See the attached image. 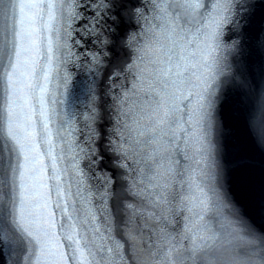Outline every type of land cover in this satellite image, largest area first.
<instances>
[{
    "label": "snow or ice",
    "instance_id": "snow-or-ice-1",
    "mask_svg": "<svg viewBox=\"0 0 264 264\" xmlns=\"http://www.w3.org/2000/svg\"><path fill=\"white\" fill-rule=\"evenodd\" d=\"M0 264H264V0H0Z\"/></svg>",
    "mask_w": 264,
    "mask_h": 264
},
{
    "label": "water",
    "instance_id": "water-1",
    "mask_svg": "<svg viewBox=\"0 0 264 264\" xmlns=\"http://www.w3.org/2000/svg\"><path fill=\"white\" fill-rule=\"evenodd\" d=\"M234 146H237V145H234Z\"/></svg>",
    "mask_w": 264,
    "mask_h": 264
}]
</instances>
